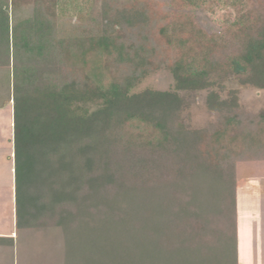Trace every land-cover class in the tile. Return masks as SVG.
I'll list each match as a JSON object with an SVG mask.
<instances>
[{"label": "trees", "instance_id": "16d2710c", "mask_svg": "<svg viewBox=\"0 0 264 264\" xmlns=\"http://www.w3.org/2000/svg\"><path fill=\"white\" fill-rule=\"evenodd\" d=\"M162 65L170 88L135 90ZM2 72L18 228L61 227L63 264H238L236 164L264 161V106L240 100L264 89V0H0Z\"/></svg>", "mask_w": 264, "mask_h": 264}, {"label": "rangeland", "instance_id": "374dc122", "mask_svg": "<svg viewBox=\"0 0 264 264\" xmlns=\"http://www.w3.org/2000/svg\"><path fill=\"white\" fill-rule=\"evenodd\" d=\"M166 3L169 0H160ZM238 11L219 10L217 13H207L202 15L204 25L208 29H217L220 24H228ZM12 83V80H11ZM6 82L5 73L2 72L0 77V109L3 116H0V132H5L2 128L9 123V105H13L12 84ZM173 83L170 70L162 65L159 69L145 77L135 90H141L146 87H155L159 89H168ZM7 84L9 86H7ZM11 84V86H10ZM240 100L247 108L260 109L264 106V89L240 87ZM4 104V105H3ZM204 93L198 97L195 103V109H204ZM204 111V110H203ZM201 111L199 110V113ZM1 113V112H0ZM6 116V117H5ZM200 118L206 116L201 112ZM14 157V156H13ZM264 177V161L238 162L236 164V198H237V216H238V264H264V247L256 241H252L255 236V229L258 222L255 213H259L260 199L264 195V191H257L255 188L260 186L259 178ZM7 192L0 193V223L7 226L9 232L14 231L17 239L18 261L16 264H63L65 258V238L61 227L39 226L32 228L17 227L16 212V190L15 184H12ZM243 191L245 192L242 198ZM257 194V195H256ZM254 213V214H253ZM259 218V215H258ZM253 225V228L247 226ZM243 226L244 229H251V233L245 234V239L240 242L239 230ZM261 229V228H260ZM260 231V230H259ZM249 234V235H248ZM249 244V245H248ZM14 253L12 249H3L0 252V260H4V264H12Z\"/></svg>", "mask_w": 264, "mask_h": 264}, {"label": "crops", "instance_id": "0c3cea01", "mask_svg": "<svg viewBox=\"0 0 264 264\" xmlns=\"http://www.w3.org/2000/svg\"><path fill=\"white\" fill-rule=\"evenodd\" d=\"M11 101V100H10ZM4 105V104H3ZM9 123L8 125L5 124V126L2 128L5 132H0V193L7 192L10 186L12 184H15V153H14V109L13 105H9ZM2 110L0 109V116H3ZM6 117V116H5ZM14 156V157H13ZM260 181V186L255 188V193L257 191L261 192L264 191V177H261L258 179ZM242 198H244L245 192L243 191ZM257 195V194H256ZM258 199H260V212L255 213L257 215V218H254L253 220L258 222V227L255 229V236H253L252 241H256L255 246L257 247V243L260 240L261 244L264 247V195L261 197L259 194L257 195ZM248 197V196H247ZM254 214V213H253ZM259 215V218H258ZM250 223V222H249ZM251 224V223H250ZM249 228H253V225L247 226ZM261 228V229H260ZM251 229H244L243 226H241L239 230V236H240V242L245 239V234L247 235V232L249 233ZM260 230V231H259ZM251 233V232H250ZM249 233V234H250ZM248 234V235H249ZM12 237L11 240L9 238ZM14 231L8 230L7 226H4V224L0 223V252L3 249H12L14 253V257L12 259V264H16L18 261V254L16 253L17 248V239H14ZM243 244V243H242ZM249 245V244H248ZM4 260H0V264H4Z\"/></svg>", "mask_w": 264, "mask_h": 264}]
</instances>
